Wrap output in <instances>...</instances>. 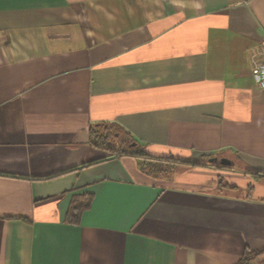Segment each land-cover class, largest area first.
Segmentation results:
<instances>
[{
	"label": "crops",
	"instance_id": "1",
	"mask_svg": "<svg viewBox=\"0 0 264 264\" xmlns=\"http://www.w3.org/2000/svg\"><path fill=\"white\" fill-rule=\"evenodd\" d=\"M252 55L264 0H0V264H235L264 250V179L246 174L264 175ZM98 124L200 166L115 155L93 144Z\"/></svg>",
	"mask_w": 264,
	"mask_h": 264
},
{
	"label": "trees",
	"instance_id": "2",
	"mask_svg": "<svg viewBox=\"0 0 264 264\" xmlns=\"http://www.w3.org/2000/svg\"><path fill=\"white\" fill-rule=\"evenodd\" d=\"M91 134H93V143L96 147H100L113 152V154L118 156H131L134 158L141 159L142 161L148 162H161L168 161L169 163L175 165H186V166H200L195 163H190L183 160H175L172 158L158 159L148 156L141 149L140 145L121 127L116 124H98L92 127ZM206 166V165H204ZM208 166H213L209 164ZM233 164L229 166H221L218 168L221 170L229 171L232 169ZM246 174L253 176L256 179H264V175L255 172L247 171ZM90 197L83 198V200H73L69 206L67 212V221L70 223H78L81 212L86 209ZM235 264H264V250L260 252H252L250 250H245L238 262Z\"/></svg>",
	"mask_w": 264,
	"mask_h": 264
},
{
	"label": "built area",
	"instance_id": "3",
	"mask_svg": "<svg viewBox=\"0 0 264 264\" xmlns=\"http://www.w3.org/2000/svg\"><path fill=\"white\" fill-rule=\"evenodd\" d=\"M251 62H252V74L259 78V85L261 88H264V74H263V69H264V55L261 58V60L256 59L255 55H252L251 57Z\"/></svg>",
	"mask_w": 264,
	"mask_h": 264
},
{
	"label": "water",
	"instance_id": "4",
	"mask_svg": "<svg viewBox=\"0 0 264 264\" xmlns=\"http://www.w3.org/2000/svg\"><path fill=\"white\" fill-rule=\"evenodd\" d=\"M217 161H219V164L221 166H229L231 164V162L229 160H226V159H220L218 160L217 158H211L208 160V163H216Z\"/></svg>",
	"mask_w": 264,
	"mask_h": 264
},
{
	"label": "rangeland",
	"instance_id": "5",
	"mask_svg": "<svg viewBox=\"0 0 264 264\" xmlns=\"http://www.w3.org/2000/svg\"><path fill=\"white\" fill-rule=\"evenodd\" d=\"M148 163V162H147ZM154 162H151V165H154L153 164ZM219 164V163H218ZM150 165V164H149ZM156 167H159L160 168V165H156ZM236 167L237 168H239V169H241V167L240 166H238V165H236ZM178 170V169H177ZM238 172V171H237ZM226 182H228L227 180H222V181H220V183H222V184H224V183H226Z\"/></svg>",
	"mask_w": 264,
	"mask_h": 264
}]
</instances>
